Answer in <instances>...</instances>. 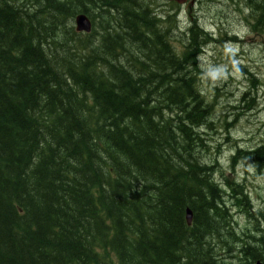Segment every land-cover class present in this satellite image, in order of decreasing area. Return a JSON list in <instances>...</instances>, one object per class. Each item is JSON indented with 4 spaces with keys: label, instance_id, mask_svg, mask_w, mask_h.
<instances>
[{
    "label": "trees",
    "instance_id": "16d2710c",
    "mask_svg": "<svg viewBox=\"0 0 264 264\" xmlns=\"http://www.w3.org/2000/svg\"><path fill=\"white\" fill-rule=\"evenodd\" d=\"M244 3L264 20V0ZM155 6L0 0V264L264 263V215L206 160L198 58L213 36L193 18L178 50ZM229 161L264 174V142Z\"/></svg>",
    "mask_w": 264,
    "mask_h": 264
},
{
    "label": "rangeland",
    "instance_id": "374dc122",
    "mask_svg": "<svg viewBox=\"0 0 264 264\" xmlns=\"http://www.w3.org/2000/svg\"><path fill=\"white\" fill-rule=\"evenodd\" d=\"M186 1L177 5L155 0V7L159 14H172L174 25L180 27L174 30L172 26L171 32L176 33L170 37L178 50L184 38L181 32L193 18L213 36L198 58L199 89L214 104L213 127L203 133L209 142L206 160H217V181L224 183L227 179L242 186L254 214L264 215V174L243 161L233 167L229 161L238 146L249 148L264 142V20L259 19L258 12H253L244 0ZM232 36L235 39L229 40ZM240 65L250 74L238 70ZM246 92L243 101L241 96ZM225 122L233 126H226ZM230 194L228 191L227 199L235 226L243 232L247 228L246 233H249L254 230L253 223L240 213L242 208L232 207ZM257 216L259 228L264 230V218ZM224 257L229 259L227 255Z\"/></svg>",
    "mask_w": 264,
    "mask_h": 264
},
{
    "label": "water",
    "instance_id": "95a60500",
    "mask_svg": "<svg viewBox=\"0 0 264 264\" xmlns=\"http://www.w3.org/2000/svg\"><path fill=\"white\" fill-rule=\"evenodd\" d=\"M167 1H174L177 4H183L186 0H167ZM74 28L77 32H85L89 33L92 29V23L90 19L83 13L77 14L74 19ZM192 220V211L189 208L185 210V221L187 224H190ZM254 264H263L261 261H255Z\"/></svg>",
    "mask_w": 264,
    "mask_h": 264
}]
</instances>
